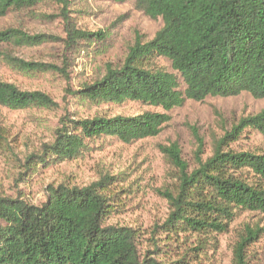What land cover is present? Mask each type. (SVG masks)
I'll use <instances>...</instances> for the list:
<instances>
[{
	"label": "trees",
	"instance_id": "16d2710c",
	"mask_svg": "<svg viewBox=\"0 0 264 264\" xmlns=\"http://www.w3.org/2000/svg\"><path fill=\"white\" fill-rule=\"evenodd\" d=\"M110 1L131 2L136 11L151 20L161 19L162 24L149 41L136 40L117 67L106 65L103 76L78 94L95 104L135 102L163 112L67 121L55 130L49 144L42 145L40 154L25 157L27 165L48 167L77 160L99 141L130 145L154 138L170 121L165 113L187 101L242 93L264 99V0ZM41 4L57 8V15L37 16L61 19V41L67 47L101 36V32L76 27L69 16L71 0H0V17L30 14ZM48 40L20 29L0 30V44L31 47ZM158 59L169 62L171 72L158 67ZM9 62L26 71L53 68ZM52 104L41 92L21 91L0 81L2 108L24 110ZM189 130L194 141L192 166L182 159L176 143L160 148L175 174L172 186L159 191L168 212L149 233L153 254L179 242L180 236L187 242L194 238L201 250L206 239L227 233L239 214L264 216V153L229 148L245 132L264 137V107L240 118L221 138H213L204 160V140L194 128ZM117 182V176L102 175L85 186H50L37 206L0 197V264H164L139 248L141 231L109 223L119 213ZM262 236L264 227L245 225L236 235L233 264H246L245 251Z\"/></svg>",
	"mask_w": 264,
	"mask_h": 264
},
{
	"label": "rangeland",
	"instance_id": "374dc122",
	"mask_svg": "<svg viewBox=\"0 0 264 264\" xmlns=\"http://www.w3.org/2000/svg\"><path fill=\"white\" fill-rule=\"evenodd\" d=\"M71 2L69 16L76 27L90 33L101 32L100 37L67 47L61 41L64 39L61 19L37 16L57 15V8L50 4L38 5L30 14L10 13L0 17V30L14 28L29 36L41 34L49 37L38 46L0 44V81L13 84L21 91L41 92L53 103L49 107L24 110L0 107V197L37 206L44 201L50 186H85L102 175L117 176L119 182L114 189L119 198V213L109 223L141 231L143 239L139 248L142 252L149 250L153 259L164 264H176L182 258L184 264H233L237 233L245 225L264 227V216L239 214L227 233L213 240L206 239L201 250L194 238L187 242V238L180 236L179 242L153 254L147 242L149 233L163 223L168 212L167 203L159 191L172 186L175 174L160 148L176 143L182 159L192 166L194 141L190 128H194L204 140V160L210 154L212 139L221 138L240 118L259 112L264 107V99L256 100L248 93H242L227 98L208 97L203 102L187 101L182 107L165 113L170 121L154 138L130 145L115 140L99 141L82 158L48 167L25 163V157L40 154L42 145L49 144L55 130L67 121L163 112L135 102L95 104L78 94L83 86L103 76L106 65L117 67L136 40L149 41L160 28L161 19L147 18L136 11L131 2ZM9 59L53 68L47 71L21 70L10 64ZM156 65L171 72L170 63L164 59H158ZM229 148L261 154L264 153V137L245 132ZM245 256L246 264H264V236L247 248Z\"/></svg>",
	"mask_w": 264,
	"mask_h": 264
}]
</instances>
